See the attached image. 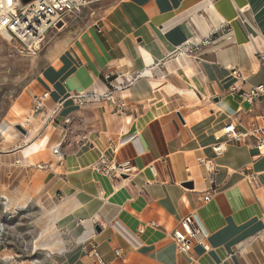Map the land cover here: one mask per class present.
I'll list each match as a JSON object with an SVG mask.
<instances>
[{"label": "crops", "instance_id": "1", "mask_svg": "<svg viewBox=\"0 0 264 264\" xmlns=\"http://www.w3.org/2000/svg\"><path fill=\"white\" fill-rule=\"evenodd\" d=\"M239 9L253 27L239 22ZM226 22L231 31L216 34L200 56L176 51ZM261 34L264 0L116 1L62 49L54 46L29 87L26 134L0 146L6 213L43 212L40 239L55 264H98L94 250L107 264H264V153L252 138L228 143L221 155L213 150L228 123L245 130L260 122L264 95L251 104L241 93L264 83ZM83 91H113L125 109L94 100L79 106L73 95ZM44 94L45 107L34 113V98ZM42 139L35 163L23 164ZM102 155L132 160L136 174L111 180L94 167ZM205 158L215 163L214 182ZM208 189L214 194L205 202ZM190 214L208 232V250L180 252L172 240Z\"/></svg>", "mask_w": 264, "mask_h": 264}, {"label": "built area", "instance_id": "2", "mask_svg": "<svg viewBox=\"0 0 264 264\" xmlns=\"http://www.w3.org/2000/svg\"><path fill=\"white\" fill-rule=\"evenodd\" d=\"M97 0H0V35L7 41L16 44L23 52L32 53L38 50L43 44L48 33L52 30H59L67 25L70 18L81 13L85 7ZM239 22L244 26L253 27L249 22L244 9H239L237 16ZM61 24V25H60ZM231 24L226 22L217 30L208 34L200 42H186L177 47V52H182L189 56H200L202 47L210 45L214 41V37L219 32L228 33L231 31ZM264 39V34H261ZM257 58L264 66V50L257 53ZM151 69V68H149ZM144 69L129 80L128 83L116 86V91L123 92L129 86L134 84L144 72ZM234 74H242L239 69L233 70ZM108 78L111 76L108 75ZM264 95V83L252 87L249 91L241 93L244 101L254 103L257 98ZM77 99L79 106H84L89 100L106 101L110 106L116 107L118 111H124L125 102L123 99L116 100L114 92L99 93L77 92L73 95ZM46 94L35 97L33 101V112L37 113L45 107L44 99ZM57 113V109L53 111L51 116ZM26 125L21 124L25 129L30 120H26ZM224 139L218 140L213 145V150L217 155H221L226 150L228 143L233 141L240 142L246 138H252L255 141V147L259 153H264V111L260 116L259 123H253L245 130H238L233 122L228 123L223 128ZM125 142V141H124ZM206 168L207 177L214 182L215 163L210 158L201 161ZM97 171L107 176L111 180H128L137 172L136 166L132 160L116 161L102 155L94 164ZM150 170L156 176L155 167L150 165ZM248 179L255 187L260 186V179L256 173L248 175ZM214 194V189L205 191L203 200L208 202ZM180 252H190L194 245H200L208 250V232L199 223L194 214L186 216L170 234ZM98 264H107L101 256L93 251ZM116 254L120 255V250H116Z\"/></svg>", "mask_w": 264, "mask_h": 264}, {"label": "rangeland", "instance_id": "3", "mask_svg": "<svg viewBox=\"0 0 264 264\" xmlns=\"http://www.w3.org/2000/svg\"><path fill=\"white\" fill-rule=\"evenodd\" d=\"M116 1L92 2L70 18L65 27L50 31L41 47L32 53L23 52L0 35V146L10 144L12 134H21L12 123L24 122L30 115L29 87L48 64L54 46L62 49L64 41L77 37ZM3 124L11 126L6 133H2ZM50 131L49 128L46 135ZM44 216L41 210L30 207L6 213L0 204V264H55L54 255L40 239L39 226Z\"/></svg>", "mask_w": 264, "mask_h": 264}, {"label": "bare ground", "instance_id": "4", "mask_svg": "<svg viewBox=\"0 0 264 264\" xmlns=\"http://www.w3.org/2000/svg\"><path fill=\"white\" fill-rule=\"evenodd\" d=\"M49 54V53H48ZM30 120V118L28 117V118H26V120ZM25 120V121H26ZM15 122V123H12V125L13 126H15L17 123H20V124H25L26 125V122ZM10 125H7V124H3L2 125V133H6L9 129H10ZM221 134H223V131L222 132H219V135H221ZM8 137H10V135H8ZM45 143L46 142H44V140L42 139V140H40L39 142H36L33 146H31L29 149H28V151H27V154H26V156L24 157V159H23V164L24 163H35V161H34V159L32 158L33 156H31V154L32 153H35V152H37V151H39V150H41L44 146H45ZM57 147V146H56ZM58 149H59V147H58ZM57 149V150H58ZM263 151H264V149H263ZM33 155V154H32ZM259 156V155H258ZM18 160V159H17ZM22 163V162H21ZM21 165V164H20ZM5 197V196H4ZM6 199V198H5ZM8 201V200H7ZM8 205V204H7ZM6 207V206H5Z\"/></svg>", "mask_w": 264, "mask_h": 264}, {"label": "water", "instance_id": "5", "mask_svg": "<svg viewBox=\"0 0 264 264\" xmlns=\"http://www.w3.org/2000/svg\"><path fill=\"white\" fill-rule=\"evenodd\" d=\"M25 1H29V0H25ZM61 25V24H60ZM15 128L19 131V132H21V133H23V134H26V129L21 125V124H16L15 125ZM185 186H187V187H192V182H186L185 184H184Z\"/></svg>", "mask_w": 264, "mask_h": 264}]
</instances>
